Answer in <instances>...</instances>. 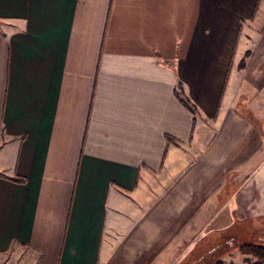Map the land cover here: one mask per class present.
Listing matches in <instances>:
<instances>
[{
  "label": "crops",
  "instance_id": "1",
  "mask_svg": "<svg viewBox=\"0 0 264 264\" xmlns=\"http://www.w3.org/2000/svg\"><path fill=\"white\" fill-rule=\"evenodd\" d=\"M255 232L264 0H0V264H226Z\"/></svg>",
  "mask_w": 264,
  "mask_h": 264
},
{
  "label": "rangeland",
  "instance_id": "2",
  "mask_svg": "<svg viewBox=\"0 0 264 264\" xmlns=\"http://www.w3.org/2000/svg\"><path fill=\"white\" fill-rule=\"evenodd\" d=\"M261 234V232H255V233H252V235L250 236V241L249 242H256V243H262V242H264V235H260ZM263 240V241H262ZM222 252L223 253H231V254H233L232 256H230V255H228V257H226L227 259H225V262H226V264H231V262L232 263H234V264H247V262H246V260H245V257L246 256H244L243 254H241V253H239V252H237V251H235L234 250V247H230V249H229V247H224V249L222 250ZM235 252V253H234ZM199 257H200V255H199ZM230 258H232V260L231 261H229L230 260ZM251 258V257H250ZM257 260H255V259H253V258H251L250 260H249V263L248 264H253V263H255ZM211 262V261H210ZM210 262L209 261H206V263H204V264H210ZM2 264H7V263H5V262H3Z\"/></svg>",
  "mask_w": 264,
  "mask_h": 264
},
{
  "label": "trees",
  "instance_id": "3",
  "mask_svg": "<svg viewBox=\"0 0 264 264\" xmlns=\"http://www.w3.org/2000/svg\"><path fill=\"white\" fill-rule=\"evenodd\" d=\"M240 253L257 260L253 264H264V244L261 243H244L239 246ZM216 264H223L217 262Z\"/></svg>",
  "mask_w": 264,
  "mask_h": 264
}]
</instances>
